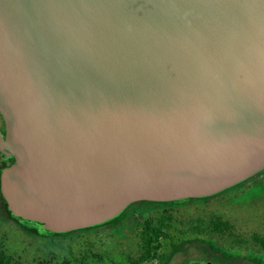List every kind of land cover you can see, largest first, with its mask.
<instances>
[{
  "label": "water",
  "instance_id": "95a60500",
  "mask_svg": "<svg viewBox=\"0 0 264 264\" xmlns=\"http://www.w3.org/2000/svg\"><path fill=\"white\" fill-rule=\"evenodd\" d=\"M0 169L46 234L264 171V0H0Z\"/></svg>",
  "mask_w": 264,
  "mask_h": 264
},
{
  "label": "flooded vegetation",
  "instance_id": "af4514ba",
  "mask_svg": "<svg viewBox=\"0 0 264 264\" xmlns=\"http://www.w3.org/2000/svg\"><path fill=\"white\" fill-rule=\"evenodd\" d=\"M3 128L0 119V130ZM13 161L12 156L5 155L0 151V169L10 165ZM247 182L237 185L227 192L237 189ZM209 199H192L171 204L154 203L158 205L145 206L149 211H158L157 214L161 213L162 210H167L166 213L171 214V217L152 220L150 230L157 231L156 233L142 234L139 232L142 226H134L137 231L134 235L135 241L124 244L123 240H118L115 248L127 258V264H264V220L262 224L259 222L257 225H244L234 218L225 219L220 216L182 219L172 215V211L178 205L191 201L204 202ZM139 204L143 203L130 206L123 215L130 211L133 206H143ZM0 213L11 218L1 209ZM123 215L121 220H123ZM139 215L143 216V214ZM17 223L23 228L26 227L19 222ZM112 251L113 247L110 248L109 253Z\"/></svg>",
  "mask_w": 264,
  "mask_h": 264
},
{
  "label": "rangeland",
  "instance_id": "374dc122",
  "mask_svg": "<svg viewBox=\"0 0 264 264\" xmlns=\"http://www.w3.org/2000/svg\"><path fill=\"white\" fill-rule=\"evenodd\" d=\"M264 172L237 189L204 202L191 201L178 205L172 211L173 217L195 218L216 217L234 218L244 225L262 224L264 220ZM253 187V188H251ZM158 211H149L145 206H133L118 223L83 230L72 234L41 235L21 227L17 222L0 213V247L23 262H31L50 255L58 259L65 256H81L87 252L86 264H127L116 248L118 240L125 243L135 241V215H155ZM262 221V222H261ZM261 227V226H260ZM257 228V227H256ZM255 228V229H256ZM122 236V237H119ZM113 251L109 253L110 248ZM97 251L101 257L93 255Z\"/></svg>",
  "mask_w": 264,
  "mask_h": 264
},
{
  "label": "trees",
  "instance_id": "16d2710c",
  "mask_svg": "<svg viewBox=\"0 0 264 264\" xmlns=\"http://www.w3.org/2000/svg\"><path fill=\"white\" fill-rule=\"evenodd\" d=\"M139 205H143V206H152V205H158V204H154V203H143V204H139ZM0 209L2 212H4L6 215L11 216V218H13L14 220H16L17 222L21 223L22 225L26 226L30 231L41 234V235H45L46 233H43L39 230H37L36 228H34L31 225L25 224L23 223L19 217H15L13 215H11L8 211V209L6 208V205L4 203V197L1 195L0 193ZM167 210H162L161 213L157 214V215H149L146 217H143L141 215L135 216L134 217V226H139L141 225V229H140V233L142 234H149L152 232H157V231H152L150 230V226H151V222L154 218L160 219V218H169L171 217V214H167L166 213ZM125 215V214H124ZM143 219H145L144 221H142ZM121 221V219L119 220ZM118 221V222H119ZM118 222H114L111 224H115ZM110 225V224H108ZM104 226V225H101ZM101 226H97V227H92V228H86V229H79V230H74V231H70V232H66V233H61L64 235H68V234H72L75 232H79V231H83V230H89V229H94V228H98ZM51 235V234H50ZM147 242H149V240H146ZM93 255L97 256V257H101L100 253H98L97 251L92 250ZM88 253L85 251L81 254V256H75L74 254L72 256H65L62 257L61 259H58V257L56 255H50L47 258H41V259H37L35 261H31V262H23L17 258H15L13 255H11L10 253L6 252L4 249H2L0 247V264H86V258H87Z\"/></svg>",
  "mask_w": 264,
  "mask_h": 264
}]
</instances>
